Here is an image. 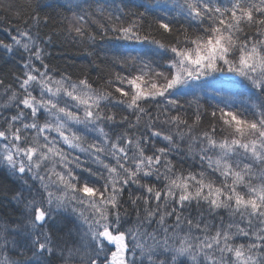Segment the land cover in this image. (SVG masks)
Wrapping results in <instances>:
<instances>
[{
    "label": "snow or ice",
    "instance_id": "obj_1",
    "mask_svg": "<svg viewBox=\"0 0 264 264\" xmlns=\"http://www.w3.org/2000/svg\"><path fill=\"white\" fill-rule=\"evenodd\" d=\"M92 2L106 22L87 10ZM92 2L63 6L70 32L99 36L119 67L102 84L57 76L30 27L0 40L27 53L16 87L0 93V168L30 193L15 197L25 224L0 225V264H45L54 251L45 227L60 210L82 219L89 241L61 249L62 264H264V0H141L133 7L143 11L131 13L124 0ZM189 96L191 118L181 103ZM202 96L215 101L210 111ZM121 106L133 119L122 116L127 130L115 135L111 109ZM125 191L136 212L127 229ZM193 203L227 212V222L184 217ZM21 229L22 247L9 239Z\"/></svg>",
    "mask_w": 264,
    "mask_h": 264
},
{
    "label": "trees",
    "instance_id": "obj_2",
    "mask_svg": "<svg viewBox=\"0 0 264 264\" xmlns=\"http://www.w3.org/2000/svg\"><path fill=\"white\" fill-rule=\"evenodd\" d=\"M105 2L110 3L111 0H99L100 4ZM140 2L141 0H124V3L129 5L125 11L129 13L143 11V9L133 7V5ZM64 4L65 0H0V40L11 43L10 38L12 35L17 34L16 29L23 31L26 27H30L33 34L39 36L41 46L45 49V62L50 69L54 70L57 76L67 74L73 80L86 76L94 84H102L113 72L119 71V67L113 65L112 58L105 51L106 46L100 41L99 36L93 42L86 38L76 37L74 32H70V21L74 17L73 13L63 6ZM87 10L91 12L98 23L106 22L107 14H101L98 11L97 3L92 2V7ZM33 16H38L39 21H33ZM25 21L27 24H25ZM149 23L155 28L151 17L146 19L145 25L147 26ZM89 31L98 32L97 24H92ZM26 59L27 53L15 46L11 52L0 47V80L4 82V85L0 86V93H3L4 87L8 85L16 87L17 77L22 76L25 71L23 64ZM3 100L4 98L0 97V104L3 103ZM192 100L191 96L181 98V103L184 104L189 118L192 117L195 108V104L188 107V102ZM200 103L210 111L209 106L214 104L215 101L211 100L210 97L202 96ZM10 111L14 114L15 109ZM111 111L116 114L117 120V123L112 125L111 132L119 135L127 130L126 124H121L119 121L122 116L129 114L122 106L112 108ZM129 119L131 120L133 117L129 115ZM210 122L211 117L204 113L201 127L207 128ZM136 131L138 133L145 131L143 122ZM160 146H164V143L157 141V147ZM174 159L178 167L192 168L193 170L198 167L197 162L190 158L174 157ZM21 191L24 197L30 198L28 186L24 185L18 177L11 176L6 169L0 168V225L15 227L25 224L24 204L15 199L16 194ZM130 191L135 192V186ZM124 209H127V216H124ZM58 214H56V220L48 222L45 227V232L50 235L54 248L53 254L45 255V264H62L61 249L78 247L77 239L80 236V227H82L79 217L71 211L65 210H61ZM121 215L123 217V228L127 229L134 225L136 212L129 202L128 191H125L123 196ZM182 215L194 221L203 217L209 224L219 223L220 216H223L226 222L228 220L227 212L221 211L219 214L211 215L205 205L197 206L195 203L186 207ZM171 222L172 220L169 221V223ZM184 227L187 228V225H184ZM75 229H78L79 234H76ZM26 236L27 233L21 229L18 236L9 237V239H16L22 247L25 244ZM7 255L13 259L20 258L12 251L11 245H9ZM30 256L31 252L29 251L23 259Z\"/></svg>",
    "mask_w": 264,
    "mask_h": 264
},
{
    "label": "rangeland",
    "instance_id": "obj_3",
    "mask_svg": "<svg viewBox=\"0 0 264 264\" xmlns=\"http://www.w3.org/2000/svg\"><path fill=\"white\" fill-rule=\"evenodd\" d=\"M61 211V210H60ZM60 211H54L53 212V215H52V218L49 220V223L50 222H54L56 220V214L59 215L58 213ZM70 211V210H69ZM80 219V218H79ZM82 224V227H80L81 231L80 232V236H78V239H77V246H81V245H86L89 243L87 237L85 236V232L87 231V225L83 223L82 219L79 220ZM75 232L76 234L78 233V229H75ZM79 234V233H78Z\"/></svg>",
    "mask_w": 264,
    "mask_h": 264
}]
</instances>
